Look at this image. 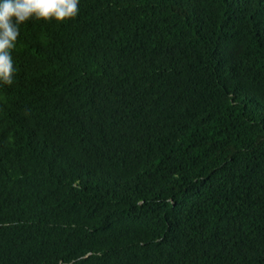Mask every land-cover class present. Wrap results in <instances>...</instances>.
<instances>
[{"label":"trees","instance_id":"trees-1","mask_svg":"<svg viewBox=\"0 0 264 264\" xmlns=\"http://www.w3.org/2000/svg\"><path fill=\"white\" fill-rule=\"evenodd\" d=\"M0 85V264H264V0H79Z\"/></svg>","mask_w":264,"mask_h":264},{"label":"clouds","instance_id":"clouds-1","mask_svg":"<svg viewBox=\"0 0 264 264\" xmlns=\"http://www.w3.org/2000/svg\"><path fill=\"white\" fill-rule=\"evenodd\" d=\"M79 0H0V85H11L12 51L20 26L29 20L64 22L78 14Z\"/></svg>","mask_w":264,"mask_h":264}]
</instances>
